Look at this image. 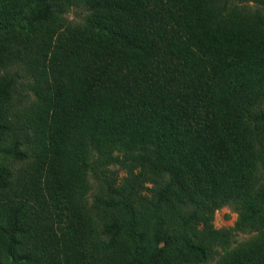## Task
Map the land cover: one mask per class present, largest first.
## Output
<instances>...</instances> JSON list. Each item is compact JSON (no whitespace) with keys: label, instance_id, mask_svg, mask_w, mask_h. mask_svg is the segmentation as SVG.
I'll return each instance as SVG.
<instances>
[{"label":"trees","instance_id":"trees-1","mask_svg":"<svg viewBox=\"0 0 264 264\" xmlns=\"http://www.w3.org/2000/svg\"><path fill=\"white\" fill-rule=\"evenodd\" d=\"M244 1L0 0V153L26 163L0 173V264L198 263L264 230V15ZM224 264H264V239Z\"/></svg>","mask_w":264,"mask_h":264},{"label":"rangeland","instance_id":"rangeland-1","mask_svg":"<svg viewBox=\"0 0 264 264\" xmlns=\"http://www.w3.org/2000/svg\"><path fill=\"white\" fill-rule=\"evenodd\" d=\"M243 5V10L247 12L250 15H253L255 12H261L262 15H264V3L255 1V0H245L242 3H239ZM89 12L79 6H71L69 10L64 13L62 16L66 18L69 24L72 25H85L87 23ZM14 69H18L17 67H13ZM19 72L21 74H25L23 70L19 69ZM21 82L19 87L20 91L24 90L25 84V78L21 77L19 79ZM4 167H8L9 171H11L14 174V177L17 178L21 175V173L26 169V163L25 162H15L11 159V157L7 154L0 153V173ZM112 168H117V165H111ZM122 173V172H121ZM96 182L97 179L94 177H90V184L91 189L89 190L88 194L85 196V199L87 201V205H89L92 201V194L96 192ZM261 185L264 182V179L261 181ZM19 183L17 180L14 179L13 185L10 188V196H12L13 191L16 190ZM237 204L235 202L224 204L213 212V219L212 223L216 228H226V227H233L236 220H237ZM56 220L61 222L62 219L59 218V216H55ZM156 233L163 237H167L163 231H160V229L157 227ZM264 239V230L263 229H253V228H244L240 230H234L233 236L230 238V240L227 243L223 244H216L214 246V252L212 256L203 262H190L188 264H224L234 253L244 249L246 246L250 245L251 243ZM187 264V263H185Z\"/></svg>","mask_w":264,"mask_h":264}]
</instances>
